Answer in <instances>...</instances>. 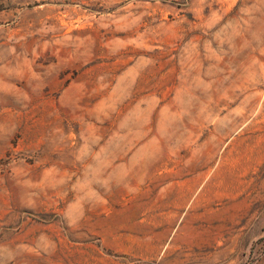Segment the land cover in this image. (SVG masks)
<instances>
[{"label":"rangeland","instance_id":"374dc122","mask_svg":"<svg viewBox=\"0 0 264 264\" xmlns=\"http://www.w3.org/2000/svg\"><path fill=\"white\" fill-rule=\"evenodd\" d=\"M0 264H264V0H0Z\"/></svg>","mask_w":264,"mask_h":264}]
</instances>
